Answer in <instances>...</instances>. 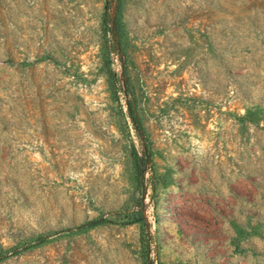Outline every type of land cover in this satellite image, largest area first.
<instances>
[{
  "label": "rangeland",
  "instance_id": "rangeland-1",
  "mask_svg": "<svg viewBox=\"0 0 264 264\" xmlns=\"http://www.w3.org/2000/svg\"><path fill=\"white\" fill-rule=\"evenodd\" d=\"M211 226L264 264V0H0V264H215Z\"/></svg>",
  "mask_w": 264,
  "mask_h": 264
},
{
  "label": "crops",
  "instance_id": "crops-1",
  "mask_svg": "<svg viewBox=\"0 0 264 264\" xmlns=\"http://www.w3.org/2000/svg\"><path fill=\"white\" fill-rule=\"evenodd\" d=\"M216 213V212H215ZM221 220L224 221V228L227 230V221L225 219H223V217H221ZM214 227H210V232L208 233V241L211 247L218 249V256L216 257L217 259L215 260V264H222V263H226L229 262V260H234V258H237L231 254V247L229 245L226 244V242H220L217 245L214 244V242H219L217 241V237L218 234H220L219 232L215 231L213 229ZM224 235H227V232H223ZM215 234V235H214ZM176 235H178V233H176ZM223 235V234H222ZM197 240V239H196ZM189 247H190V252L192 253V257L197 258V254L199 252V245L198 242L195 240H191V242H189ZM232 256V257H229Z\"/></svg>",
  "mask_w": 264,
  "mask_h": 264
}]
</instances>
